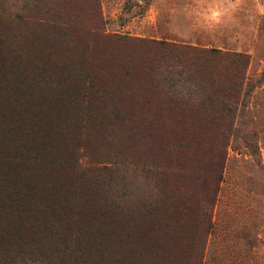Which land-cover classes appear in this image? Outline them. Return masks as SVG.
<instances>
[{"label":"rangeland","instance_id":"obj_1","mask_svg":"<svg viewBox=\"0 0 264 264\" xmlns=\"http://www.w3.org/2000/svg\"><path fill=\"white\" fill-rule=\"evenodd\" d=\"M124 37L242 54L248 93L212 95L234 70L221 60L206 66L211 96L187 89L184 64L152 66ZM213 189L203 264H264V0H0L4 242L49 246L46 227L151 209L158 226L184 222L186 254L202 228L194 203ZM159 192L178 210L144 201Z\"/></svg>","mask_w":264,"mask_h":264},{"label":"trees","instance_id":"obj_2","mask_svg":"<svg viewBox=\"0 0 264 264\" xmlns=\"http://www.w3.org/2000/svg\"><path fill=\"white\" fill-rule=\"evenodd\" d=\"M118 43L122 46L136 44L137 49L148 56L152 66L166 65L169 68L181 70L184 64V87L200 91L208 96H211L212 92L207 91L210 75L207 74L206 66L212 60H221L234 70L229 75H218L217 78L212 79L213 83H219V89L212 95L236 99L248 93L249 84L246 85L245 72L249 60L242 54L216 49L201 50L163 41L137 40V38L128 37L120 38ZM30 50L33 49L29 48V52ZM85 59L90 66L95 62V59ZM100 63L104 66L116 64L107 61L104 63L100 61ZM232 118V113L218 117L219 127L232 129ZM214 191L215 189L211 191L209 200L194 203L199 221L203 220L202 228L195 229L193 235L192 242L195 250L193 248V251L186 254L184 246L187 234L184 222L169 219L165 221V224L158 226L155 212L151 209L143 212L139 217L135 213L116 214L103 210L99 227L71 226L73 229L63 231L57 227H46L43 231L41 230L43 234H51L57 238L49 246L35 239L21 246L4 242L6 234L0 232V238L3 240L0 243V264H203L205 241L213 227L210 208L213 204ZM208 192L207 189L206 193ZM203 193H205L204 190ZM143 197L144 201L150 205L157 203L173 211L179 208L177 205L179 198L169 192H159L156 195ZM87 199L93 200L89 197L85 198L86 201ZM119 199L123 200V198ZM190 199L191 197L184 195L181 200L183 206ZM85 217L87 220L93 218L91 214ZM39 229L37 228L34 234L41 235ZM18 230L19 228L17 232ZM82 230L87 231L85 232L87 239L84 242H80L77 238L79 231ZM64 231L71 235L70 240L59 239ZM44 246L46 247L42 248Z\"/></svg>","mask_w":264,"mask_h":264},{"label":"clouds","instance_id":"obj_3","mask_svg":"<svg viewBox=\"0 0 264 264\" xmlns=\"http://www.w3.org/2000/svg\"><path fill=\"white\" fill-rule=\"evenodd\" d=\"M213 15L215 16V15H217V13H213Z\"/></svg>","mask_w":264,"mask_h":264}]
</instances>
